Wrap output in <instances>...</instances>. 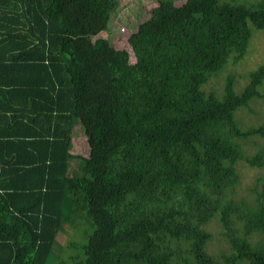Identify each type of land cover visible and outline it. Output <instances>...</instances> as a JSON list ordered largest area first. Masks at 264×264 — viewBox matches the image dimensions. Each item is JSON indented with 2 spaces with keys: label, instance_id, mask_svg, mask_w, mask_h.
<instances>
[{
  "label": "trees",
  "instance_id": "16d2710c",
  "mask_svg": "<svg viewBox=\"0 0 264 264\" xmlns=\"http://www.w3.org/2000/svg\"><path fill=\"white\" fill-rule=\"evenodd\" d=\"M118 7L0 0V264H264V0H158L134 62Z\"/></svg>",
  "mask_w": 264,
  "mask_h": 264
},
{
  "label": "rangeland",
  "instance_id": "374dc122",
  "mask_svg": "<svg viewBox=\"0 0 264 264\" xmlns=\"http://www.w3.org/2000/svg\"><path fill=\"white\" fill-rule=\"evenodd\" d=\"M185 0H173L174 4L180 5ZM158 0H119V7L114 13V19L111 20L110 38L112 39V45L117 49H125L130 55V61L134 62V56L132 48L128 42L129 34L134 31L136 26L149 18L151 9L155 7ZM264 64V33L255 32L250 46V52L235 65V70L238 75V83L235 88L244 87L248 78L246 74L251 69H255L260 65ZM248 75V74H247ZM210 86H213L217 90L221 89L223 81L213 80L210 81ZM264 86V81H263ZM252 110L251 113L248 109L243 111V120L249 123H257L259 121H264V102L256 101L250 104ZM72 154H78L82 156H87L88 146L86 143V137L83 131L80 129L79 124H75L72 129ZM76 160L72 161V169H74V163ZM255 169L246 165L243 169V180L248 182L252 180ZM60 243H65V238L58 237ZM65 252V251H63Z\"/></svg>",
  "mask_w": 264,
  "mask_h": 264
}]
</instances>
